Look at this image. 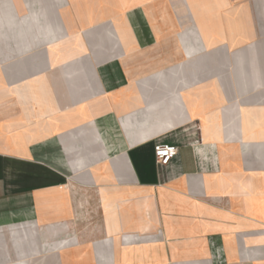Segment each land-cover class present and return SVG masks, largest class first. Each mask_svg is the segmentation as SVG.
<instances>
[{"label": "crops", "instance_id": "0c3cea01", "mask_svg": "<svg viewBox=\"0 0 264 264\" xmlns=\"http://www.w3.org/2000/svg\"><path fill=\"white\" fill-rule=\"evenodd\" d=\"M44 5L1 29L0 264H264V0Z\"/></svg>", "mask_w": 264, "mask_h": 264}, {"label": "rangeland", "instance_id": "374dc122", "mask_svg": "<svg viewBox=\"0 0 264 264\" xmlns=\"http://www.w3.org/2000/svg\"><path fill=\"white\" fill-rule=\"evenodd\" d=\"M20 2L24 9V12L21 14L18 12V5L15 0H0V41L3 25H9L11 28H17L18 26L32 28V23L35 21L36 23L41 24L44 32L45 30L50 29V25L54 24V17H51V14L54 15L55 10L51 12L52 10L47 9L45 7L46 5H44L48 0H20ZM47 51L48 49L46 48H27L25 50V55H32L36 52L38 55L44 56ZM6 68L7 66L1 63L0 58V72ZM1 83L2 82L0 81V84ZM4 83L7 85L9 82L5 81Z\"/></svg>", "mask_w": 264, "mask_h": 264}, {"label": "built area", "instance_id": "2783aa9c", "mask_svg": "<svg viewBox=\"0 0 264 264\" xmlns=\"http://www.w3.org/2000/svg\"><path fill=\"white\" fill-rule=\"evenodd\" d=\"M177 153V147L171 144L157 143L154 145V158L158 165H166Z\"/></svg>", "mask_w": 264, "mask_h": 264}]
</instances>
